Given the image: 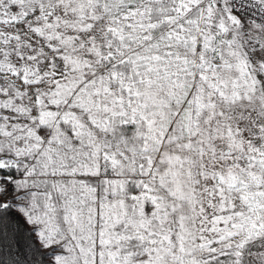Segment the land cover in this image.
<instances>
[{
  "label": "snow or ice",
  "instance_id": "1",
  "mask_svg": "<svg viewBox=\"0 0 264 264\" xmlns=\"http://www.w3.org/2000/svg\"><path fill=\"white\" fill-rule=\"evenodd\" d=\"M0 264H264V0H0Z\"/></svg>",
  "mask_w": 264,
  "mask_h": 264
}]
</instances>
